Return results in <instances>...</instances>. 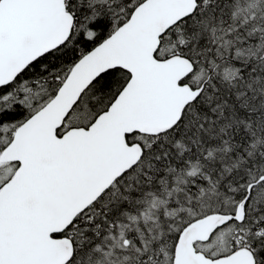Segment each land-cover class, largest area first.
I'll return each mask as SVG.
<instances>
[{"label":"snow or ice","instance_id":"obj_1","mask_svg":"<svg viewBox=\"0 0 264 264\" xmlns=\"http://www.w3.org/2000/svg\"><path fill=\"white\" fill-rule=\"evenodd\" d=\"M0 264H264V0H0Z\"/></svg>","mask_w":264,"mask_h":264}]
</instances>
